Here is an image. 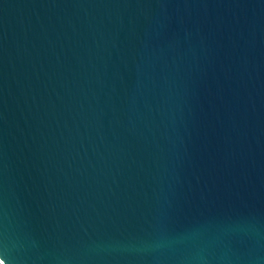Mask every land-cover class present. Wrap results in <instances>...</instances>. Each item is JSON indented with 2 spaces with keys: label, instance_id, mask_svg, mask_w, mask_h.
I'll use <instances>...</instances> for the list:
<instances>
[{
  "label": "water",
  "instance_id": "1",
  "mask_svg": "<svg viewBox=\"0 0 264 264\" xmlns=\"http://www.w3.org/2000/svg\"><path fill=\"white\" fill-rule=\"evenodd\" d=\"M0 264H264V0H0Z\"/></svg>",
  "mask_w": 264,
  "mask_h": 264
}]
</instances>
